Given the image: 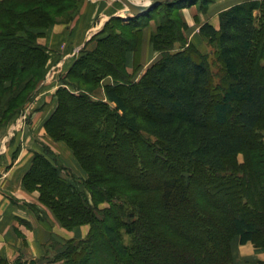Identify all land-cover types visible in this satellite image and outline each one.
Listing matches in <instances>:
<instances>
[{
	"label": "trees",
	"instance_id": "1",
	"mask_svg": "<svg viewBox=\"0 0 264 264\" xmlns=\"http://www.w3.org/2000/svg\"><path fill=\"white\" fill-rule=\"evenodd\" d=\"M82 2L0 0V124L16 119L46 78L50 53L39 38L70 23ZM195 2L113 16L70 66L76 89H57L46 132L72 149L86 176H63L36 153L23 181L63 226L90 230L66 240L51 264H236L235 238L264 250V0L221 10L219 28L201 23L207 54L187 41L179 15ZM156 17L160 56L134 80L127 53L137 69L143 29ZM106 77V100L94 99Z\"/></svg>",
	"mask_w": 264,
	"mask_h": 264
},
{
	"label": "crops",
	"instance_id": "2",
	"mask_svg": "<svg viewBox=\"0 0 264 264\" xmlns=\"http://www.w3.org/2000/svg\"><path fill=\"white\" fill-rule=\"evenodd\" d=\"M241 1L244 0H213L206 11L200 12H195V5L184 8L188 40H207L200 34L197 20L209 21L219 28V12ZM131 15L121 0H83L78 14L70 23L55 24L39 38L38 41L50 53L46 78L35 91L33 100L26 104L12 121V126L0 137V260L9 264L18 259L51 264L50 260L63 248L66 240L88 235V224L73 228L63 226L54 211L40 200V192L26 188L23 179L36 153L46 154L63 167V176L69 177V174L75 180L86 176L72 149L64 141H56L47 134L45 122L57 106L56 90L81 51L94 46L92 38L102 33L113 16L126 19ZM153 30L152 22L143 29L137 69L135 53H127V70L133 74L134 80H139L160 56L151 42ZM55 78L54 86L49 87ZM112 81L111 77H106L92 97L106 100L104 87ZM25 115L27 121L23 123ZM232 245L236 264H254L264 260V250H257L252 242L240 244L235 238Z\"/></svg>",
	"mask_w": 264,
	"mask_h": 264
},
{
	"label": "rangeland",
	"instance_id": "3",
	"mask_svg": "<svg viewBox=\"0 0 264 264\" xmlns=\"http://www.w3.org/2000/svg\"><path fill=\"white\" fill-rule=\"evenodd\" d=\"M213 0H209V1H206L205 3H203V0H196V2L195 3H193V4H191V5H188V6H185V7H182L181 8V12L179 13V15H180V18L181 19H183V21H185L186 23H187V21H186V17H185V14H184V8H186V7H191V6H196V8L194 9L195 10V12H200V11H206L207 9H208V6H209V4L212 2ZM156 19L157 20H152V23H153V25H154V27H155V24H156V22L158 21V18L156 17ZM201 23H203V22H201L199 19L197 20V27H199L200 26V24ZM187 25H188V23H187ZM186 32H188V31H186ZM196 32V31H195ZM187 41L188 42H193V44L196 46V48L198 49V50H200L202 53H204V54H207V53H209L212 49H213V47L212 46H210L209 45V43H208V40H188L187 39ZM188 44V43H187ZM179 47H181V43L180 42H176L175 43V45H174V49L175 48H179ZM210 60L212 61V69L214 70V72H215V74H216V78H217V74H219L220 72V69L217 67V65H216V60H215V58H214V56H210ZM50 74L51 73H49L48 74V77H50ZM56 80V78L54 79V81H52V83L53 84H48L49 85V87H53L54 86V83L56 82L55 81ZM67 81H66V77H64L63 78V80H62V85L61 86H64V85H68L71 89H76V87L77 86H74L73 85V83L71 84H69V83H67ZM60 87V86H59ZM77 91H78V88H77ZM55 96H56V98H57V90H56V93H55ZM31 100H33V99H31ZM30 100V101H31ZM26 116V118L23 120V123L24 122H26L27 121V115H25ZM12 121L13 120H9L8 122H2L1 124H0V137L1 136H3L5 133H6V131H7V129H8V127L12 124ZM22 125V124H21ZM12 126V125H11ZM23 126V125H22ZM22 126H20V128L22 127ZM230 126H233L231 123H230V125H229V127ZM19 128V129H20ZM238 159L240 160V161H243L244 160V154L243 153H240L239 155H238ZM67 170V169H66ZM67 173H68V170H67ZM104 205H106L105 203H103L101 206H104ZM125 238V240L128 242L129 240H130V237L129 236H126V237H124ZM27 262H29L28 260H27Z\"/></svg>",
	"mask_w": 264,
	"mask_h": 264
},
{
	"label": "water",
	"instance_id": "4",
	"mask_svg": "<svg viewBox=\"0 0 264 264\" xmlns=\"http://www.w3.org/2000/svg\"><path fill=\"white\" fill-rule=\"evenodd\" d=\"M127 8V12L132 15L141 16L147 14L154 8L158 7L164 2L171 0H145L138 2L137 0H121ZM187 1V0H182Z\"/></svg>",
	"mask_w": 264,
	"mask_h": 264
},
{
	"label": "built area",
	"instance_id": "5",
	"mask_svg": "<svg viewBox=\"0 0 264 264\" xmlns=\"http://www.w3.org/2000/svg\"><path fill=\"white\" fill-rule=\"evenodd\" d=\"M138 2H142L141 0H137ZM125 18V17H124Z\"/></svg>",
	"mask_w": 264,
	"mask_h": 264
}]
</instances>
